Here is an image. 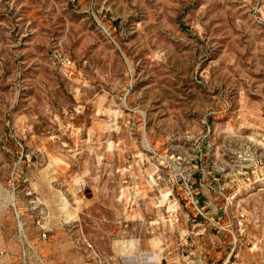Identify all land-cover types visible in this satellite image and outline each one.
Instances as JSON below:
<instances>
[{"label":"rangeland","instance_id":"rangeland-1","mask_svg":"<svg viewBox=\"0 0 264 264\" xmlns=\"http://www.w3.org/2000/svg\"><path fill=\"white\" fill-rule=\"evenodd\" d=\"M0 264H264V0H0Z\"/></svg>","mask_w":264,"mask_h":264}]
</instances>
